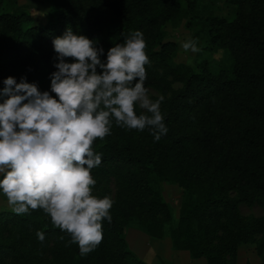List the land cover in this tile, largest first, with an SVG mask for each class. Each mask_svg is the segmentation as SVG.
<instances>
[{
	"label": "trees",
	"instance_id": "1",
	"mask_svg": "<svg viewBox=\"0 0 264 264\" xmlns=\"http://www.w3.org/2000/svg\"><path fill=\"white\" fill-rule=\"evenodd\" d=\"M48 1L46 21L35 24L15 0H0V88L4 77L26 76L49 89L52 40L69 26L96 38L105 55L139 29L151 61L145 86L164 95L168 132L154 141L147 129L114 125L111 135L94 141L102 162L91 173L93 194L110 195L114 204L112 221L103 222L102 240L91 252L81 255L42 209H10L0 212V264H147L126 240L135 221L152 238L168 235L174 250L194 260L237 264L239 249L254 245L264 264V216L241 212L242 204L264 210V0H230L239 6L232 21L198 0ZM185 20L197 27L201 50L224 51V66L212 68L206 59L195 68L174 62L178 46L163 42V30ZM163 183L183 193L175 225Z\"/></svg>",
	"mask_w": 264,
	"mask_h": 264
},
{
	"label": "clouds",
	"instance_id": "2",
	"mask_svg": "<svg viewBox=\"0 0 264 264\" xmlns=\"http://www.w3.org/2000/svg\"><path fill=\"white\" fill-rule=\"evenodd\" d=\"M52 46L49 89L26 76H8L0 88V194L17 214L42 209L85 255L101 242L114 204L110 195L93 194L91 173L102 162L94 141L111 135L114 125L147 129L159 141L168 132L165 97L153 99L145 86L151 61L142 30L130 31L106 55L96 38L70 26ZM181 47L201 51L194 37ZM36 236L45 239L43 231Z\"/></svg>",
	"mask_w": 264,
	"mask_h": 264
},
{
	"label": "rangeland",
	"instance_id": "3",
	"mask_svg": "<svg viewBox=\"0 0 264 264\" xmlns=\"http://www.w3.org/2000/svg\"><path fill=\"white\" fill-rule=\"evenodd\" d=\"M19 6L26 9L33 18L35 24H41L46 21L47 14L51 8V3L48 0H15ZM199 3L212 12L214 15L226 18L232 21L236 18L239 12V6L233 4L230 0H198ZM183 5L185 3L183 2ZM189 21V20H188ZM187 20L183 21L178 27L172 24L164 28L165 35L163 42H174L178 49L174 62L176 64H183L195 68L201 60L206 59L210 62L212 68L224 66L227 61V55L223 50L210 52L208 50H201L198 53L185 52L181 47V42L189 37L196 35L197 27H188ZM6 77L3 78V80ZM2 80V82H3ZM150 89V88H149ZM150 94L153 97L160 95L150 89ZM166 202L169 204L174 217V225L178 222L180 210L183 202V193L179 186L175 184L163 183L161 185ZM12 209L8 204L5 196L0 194V212ZM241 212L244 216L263 217L264 210L255 205H241ZM126 240L129 249L133 251L139 259L147 264H207L204 258L194 260L190 257L188 252L176 251L172 247L171 239L167 235L163 239H156L149 236L143 231L138 222H133L126 228ZM263 261L258 255L256 246L243 245L237 256V264H262Z\"/></svg>",
	"mask_w": 264,
	"mask_h": 264
}]
</instances>
